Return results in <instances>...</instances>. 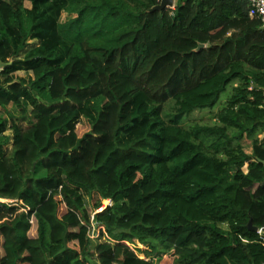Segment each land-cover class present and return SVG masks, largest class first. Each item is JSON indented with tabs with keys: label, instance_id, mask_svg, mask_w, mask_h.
I'll return each instance as SVG.
<instances>
[{
	"label": "trees",
	"instance_id": "obj_1",
	"mask_svg": "<svg viewBox=\"0 0 264 264\" xmlns=\"http://www.w3.org/2000/svg\"><path fill=\"white\" fill-rule=\"evenodd\" d=\"M161 1L0 0V264H264V29Z\"/></svg>",
	"mask_w": 264,
	"mask_h": 264
},
{
	"label": "rangeland",
	"instance_id": "obj_2",
	"mask_svg": "<svg viewBox=\"0 0 264 264\" xmlns=\"http://www.w3.org/2000/svg\"><path fill=\"white\" fill-rule=\"evenodd\" d=\"M25 6L26 8H30L31 7V4L29 2H25ZM67 17H66V14H63V21L66 20ZM31 42H34L33 40H30L29 41V44H31ZM19 76L21 77H24V78H27L28 77V73H25V72H19L18 73ZM232 90V84L229 85L227 87V90L226 92H223L221 94V98H220V101L219 103L217 104L216 108L215 109H209V110H204V111H196L194 113H192L188 118H187V124H195V123H199V124H206V125H213L216 120L214 119L215 118V115H216V112L219 110V108L222 106V104L225 103V101L228 99L229 95H230V92ZM10 112L14 115V116H19L20 114L15 111L14 109H11V107L9 108ZM2 114L4 116L7 117V119H9V116L7 115L6 111H2ZM29 120H26L24 121V124L25 125H28L29 124ZM90 131V125L89 123L86 121V120H83L79 126H78V134L79 136H83L85 133L89 132ZM8 135L11 134V132L7 133ZM258 137L259 139L263 138L264 137V134H256L254 138ZM252 144H253V138H248L246 137L244 140H243V145L245 147V150L250 153L252 152ZM60 212H62V209L60 210ZM30 235L33 237H36V229L33 228L30 232ZM92 245L93 246H97L98 244H101L104 242V240L102 239H93L92 240ZM0 242H1V238H0ZM165 253V254H164ZM2 252H1V249H0V256H1ZM171 254V252L169 251H162V252H159L157 254V257H155L154 260H157L155 263L156 264H172L173 263V258L169 257V255ZM159 255V256H158ZM167 258H170L167 260ZM91 264H96L95 261H92Z\"/></svg>",
	"mask_w": 264,
	"mask_h": 264
},
{
	"label": "built area",
	"instance_id": "obj_3",
	"mask_svg": "<svg viewBox=\"0 0 264 264\" xmlns=\"http://www.w3.org/2000/svg\"><path fill=\"white\" fill-rule=\"evenodd\" d=\"M250 5L249 15L257 17L261 22V28L264 29V0H247ZM261 233L260 231H258ZM95 239L92 237V240ZM97 239V238H96Z\"/></svg>",
	"mask_w": 264,
	"mask_h": 264
},
{
	"label": "water",
	"instance_id": "obj_4",
	"mask_svg": "<svg viewBox=\"0 0 264 264\" xmlns=\"http://www.w3.org/2000/svg\"><path fill=\"white\" fill-rule=\"evenodd\" d=\"M174 4H175V1L174 0H162L161 3L158 6L154 7L152 10H162L165 7L173 8L174 7ZM204 47H205V45L200 44L198 50L199 49H202ZM0 67H3V66L0 65ZM249 228L251 230H255L256 231V228L253 227L252 222L249 223Z\"/></svg>",
	"mask_w": 264,
	"mask_h": 264
}]
</instances>
